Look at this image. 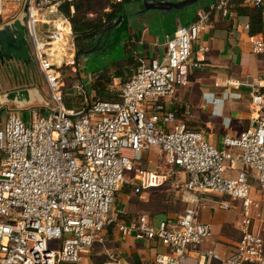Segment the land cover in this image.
<instances>
[{
	"label": "built area",
	"instance_id": "obj_1",
	"mask_svg": "<svg viewBox=\"0 0 264 264\" xmlns=\"http://www.w3.org/2000/svg\"><path fill=\"white\" fill-rule=\"evenodd\" d=\"M72 1L0 0V22L13 14L11 5L26 13L33 57L52 102L44 114L26 111L28 120L9 113L0 127V264H79L105 243L111 226L123 237L165 248L152 264H264V92L250 93L254 126L224 137L221 146L207 142L170 107L177 89L189 83V68L200 67V60L189 65L188 60L211 11H199L193 22L166 36L161 58L139 59L133 77L120 85L118 100H92L79 76L70 87L79 104L67 107L61 73L76 60L70 24L59 15L68 31L55 26L44 41L36 24L48 25L44 16L58 14L62 3ZM239 4L264 12V0ZM227 5L228 0H216L213 9L226 14ZM250 42L264 63L263 36L253 35ZM152 147L164 154L167 170L135 165ZM180 173L186 177V208L175 221L155 226L141 215L126 223L114 210L126 174L140 195ZM211 197L223 210L238 206L239 240L229 255L201 251L205 262L190 263L192 251L212 236L211 226L196 218L200 202ZM105 264L119 263L112 257Z\"/></svg>",
	"mask_w": 264,
	"mask_h": 264
},
{
	"label": "crops",
	"instance_id": "obj_2",
	"mask_svg": "<svg viewBox=\"0 0 264 264\" xmlns=\"http://www.w3.org/2000/svg\"><path fill=\"white\" fill-rule=\"evenodd\" d=\"M215 4L216 0H204L200 8L177 15L174 20L177 21L169 24L164 30L156 29L157 31L154 32L152 28H145L130 35L128 56L141 55L145 57V61L161 58L165 52L166 36L171 37L177 27L193 22L199 11H211L209 22L204 31L199 34L197 41L193 43L192 54L188 60V65L200 60V67L189 68V83L177 89L170 107L190 128L201 132L207 142L221 146L224 137H235L253 125L250 118V93L253 89L264 92V63L261 57L252 53L249 34L251 22L256 24L253 15L258 10L242 7L239 0H228L227 13L223 14L213 9ZM260 14V24L264 30V12ZM257 35L264 37V33ZM114 79L118 80L115 77ZM118 89L110 88V91L115 90L117 93ZM65 92L68 91L65 90ZM87 92L93 98V92L91 90L89 92L88 87ZM66 96L71 97L69 93ZM230 98L238 99L239 104L229 105L227 100ZM186 109L190 110V117L195 109V116L191 119H188L189 116L185 117L183 113ZM232 111H236L235 119L230 117ZM202 116H205V121H202ZM158 151L160 152L158 148L152 147L135 165L149 171L167 170L169 167L164 157H162L163 164L158 165L156 155ZM179 175L185 181V175L182 173ZM130 186L132 188L130 191L119 189L113 205L114 210L121 213V220L126 223L134 222L141 216V210L135 205L136 197L131 196L132 193L134 194V181ZM203 201L200 207L207 209L210 215L200 222L211 226L212 236L197 250L192 251L190 263L205 262V259L199 258L201 251L211 250L221 255H229L234 251L239 240L238 206L231 208L238 212V220L236 215L231 221L227 219L226 211L217 208L213 200ZM176 219H168L167 222H173ZM165 251L166 249L156 241H137L133 237H123L116 227L111 226L106 231L105 243L94 247L79 264H105L112 257L119 264H152L155 255Z\"/></svg>",
	"mask_w": 264,
	"mask_h": 264
},
{
	"label": "rangeland",
	"instance_id": "obj_3",
	"mask_svg": "<svg viewBox=\"0 0 264 264\" xmlns=\"http://www.w3.org/2000/svg\"><path fill=\"white\" fill-rule=\"evenodd\" d=\"M120 0H101L93 4L92 12L88 15L90 21H96L104 13L110 11L111 5H114ZM163 3L178 4L185 0H156ZM144 0H131L127 1L122 5L121 10V21L119 24L113 26L106 36H99L93 39V44L99 45V49H91L89 51L80 52L77 55L75 66L73 68L69 67L70 72L63 68L62 70V81L65 85L66 91L71 93V84L78 80L79 75L84 83L85 87H88L89 92L91 90L90 85L92 84V79L101 74L109 75L112 71L123 64L130 51L128 50V44L130 41V35L139 32L145 28H152L155 32L156 29L159 31L164 30L169 24H172L176 19L177 15L185 11H192L200 8L204 0H199L195 4L186 6L182 9H172L170 11L162 10H148L142 13ZM13 14L8 16V18L3 19L0 22V28L12 23L18 19H23L26 29V39L29 45V49L32 55V62L30 64L24 65L19 62H8V64H3L0 61V127L3 128L6 122L7 115L9 113L21 114L23 118L28 120L30 118V109H36L39 112H47L49 107H52V102L50 99L49 89L43 79L36 62L33 57V50L30 38L28 37V32L26 28V13L23 16V12L16 11L15 5H11ZM15 12V13H14ZM48 13V12H47ZM48 15V14H47ZM45 15L44 20L50 21L48 25H43L41 23L36 24V33L39 40H45L46 31L52 30L55 26L58 29H62V18L58 14ZM25 17V18H24ZM118 17V19H119ZM165 17V18H164ZM117 19V21H118ZM116 21V22H117ZM51 27V28H50ZM74 42L75 49L76 43L81 49L88 47L85 40H79V42ZM85 45V46H84ZM59 51V50H58ZM66 67V65L64 66ZM75 70V71H74ZM76 73L77 75L73 74ZM113 76V75H112ZM109 77L106 84H111L112 89H118L121 85L120 80L114 79V77ZM90 80V81H89ZM116 83V84H115ZM116 87V88H114ZM113 91V90H112ZM115 91V90H114ZM11 93L20 95L21 101L17 99L14 101L7 100V96ZM69 93V94H70ZM93 94V93H92ZM25 96L28 97V101ZM94 96V94H93ZM23 102L25 104H20ZM29 102V103H27ZM239 100L228 99L227 103L229 105L239 104ZM27 103V104H26ZM195 109H193V114L191 113V119L195 116ZM183 112V110H179ZM44 114V113H43ZM236 111L230 113V117L235 119ZM205 116H202V121H205ZM186 123V122H185ZM188 123V122H187ZM254 126V125H252ZM161 152V151H160ZM159 151L156 152L158 158V165L163 164L164 154ZM165 159V157H164ZM154 169V168H153ZM165 170V169H164ZM133 178L131 175H125V184L122 186L123 191H130ZM183 184L184 181L181 179L180 175L175 176L170 179L163 186L143 192L140 195L131 194L132 197H136L135 205L141 210V215H146L149 217L153 224L156 226L159 222L168 221V219H175L184 213L186 205L182 201L183 195ZM254 184V183H252ZM120 188V189H121ZM213 202H216L215 198L211 197ZM204 203L201 201L196 209V218L198 221L204 220L208 217L209 211L200 206ZM232 206H237V203L229 201ZM216 205V204H215ZM217 206V205H216ZM217 208H219L217 206ZM221 209V208H219ZM227 219L233 220V217L237 215L238 212L233 209L225 210ZM239 211V210H238ZM213 231V230H212ZM54 244V242H52Z\"/></svg>",
	"mask_w": 264,
	"mask_h": 264
},
{
	"label": "trees",
	"instance_id": "obj_4",
	"mask_svg": "<svg viewBox=\"0 0 264 264\" xmlns=\"http://www.w3.org/2000/svg\"><path fill=\"white\" fill-rule=\"evenodd\" d=\"M97 1L101 0H73L71 3H62L58 8V15L65 18L70 24L73 41L79 42V40H85L86 43L89 44L85 49H81L76 43L77 55L80 52L99 49V45L96 46L95 43L93 44V39H96L99 36H106V34L109 33V30L114 26L118 17L121 15L122 5L131 0H121L114 5H111L109 12L104 13L96 21H90L88 15L92 12L93 4ZM260 12L261 11L258 10V12L253 15L256 24L251 22L249 26V34L251 36L264 33L260 24ZM62 30L68 31V28ZM139 59H145V57H142L141 55H130L127 57L126 61L119 67L115 68L111 74H101L92 79L91 91L94 94L92 100H118V94L115 91H110L111 84H106V82H108L107 80L113 75L112 77L115 76V78L120 80L121 85L126 83L133 77L139 66ZM66 69L70 72L69 67H66ZM73 74L77 75L76 73ZM68 89H70V87ZM68 93L70 92H67V94ZM78 104L79 100L74 99L73 97L67 96L65 98V105L67 107H72V105L77 106Z\"/></svg>",
	"mask_w": 264,
	"mask_h": 264
},
{
	"label": "water",
	"instance_id": "obj_5",
	"mask_svg": "<svg viewBox=\"0 0 264 264\" xmlns=\"http://www.w3.org/2000/svg\"><path fill=\"white\" fill-rule=\"evenodd\" d=\"M197 1L199 0H185L178 4L163 3L161 1H144L141 12L144 13L148 10H178L195 4ZM23 16H25V13ZM120 21L121 17H119L114 26L119 24ZM0 61L3 64H8V62L12 61L24 65L32 62V55L26 39V29L23 19H18L0 28ZM19 96L20 95L17 94L15 97V94L11 93L7 96V100L14 101L17 99L18 101H21ZM25 98L28 101V97L25 96Z\"/></svg>",
	"mask_w": 264,
	"mask_h": 264
},
{
	"label": "bare ground",
	"instance_id": "obj_6",
	"mask_svg": "<svg viewBox=\"0 0 264 264\" xmlns=\"http://www.w3.org/2000/svg\"><path fill=\"white\" fill-rule=\"evenodd\" d=\"M27 103H29V102H27ZM27 103H26V104H27ZM20 104H25V103H23V102H20Z\"/></svg>",
	"mask_w": 264,
	"mask_h": 264
}]
</instances>
